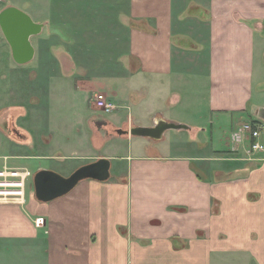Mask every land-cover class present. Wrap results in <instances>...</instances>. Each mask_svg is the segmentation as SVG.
Here are the masks:
<instances>
[{
    "label": "crops",
    "instance_id": "0c3cea01",
    "mask_svg": "<svg viewBox=\"0 0 264 264\" xmlns=\"http://www.w3.org/2000/svg\"><path fill=\"white\" fill-rule=\"evenodd\" d=\"M103 1L121 4L125 50L84 83L115 109L85 117L74 145L55 143L52 121L2 131L0 264H264V132L244 128L264 121V0ZM215 116L230 118L222 150L206 135ZM164 122L186 128L129 133ZM101 157L109 179L36 199L38 170L68 176Z\"/></svg>",
    "mask_w": 264,
    "mask_h": 264
},
{
    "label": "rangeland",
    "instance_id": "374dc122",
    "mask_svg": "<svg viewBox=\"0 0 264 264\" xmlns=\"http://www.w3.org/2000/svg\"><path fill=\"white\" fill-rule=\"evenodd\" d=\"M11 3L29 9L31 18L42 20L45 28L31 37L35 59L21 66L12 60L0 29V122H8L6 127L0 123V137L3 130L12 132V124L22 133L37 127L39 134H46L45 123L52 121L55 143L70 141L74 145L75 138L82 136L85 117L112 115L96 110L89 99L96 89H102L99 91L112 101L113 95L102 84L88 87L84 80L109 74L119 63L126 36L120 27L121 4L116 9L103 0H0V9ZM90 127L94 129L93 124ZM230 129V118L224 116L218 122L215 116L213 128H207L208 143L214 137L213 148H226Z\"/></svg>",
    "mask_w": 264,
    "mask_h": 264
},
{
    "label": "water",
    "instance_id": "95a60500",
    "mask_svg": "<svg viewBox=\"0 0 264 264\" xmlns=\"http://www.w3.org/2000/svg\"><path fill=\"white\" fill-rule=\"evenodd\" d=\"M42 27V23L34 21L29 14L16 6L8 5L0 10V29L10 46L12 59L17 64L28 63L34 58L35 48L31 37L39 35ZM262 118L264 119V114ZM181 128H186V125L164 122L153 127L135 126L129 133L134 136L157 138L165 129ZM123 132L125 131H117L119 134ZM109 177L110 161L104 157L79 166L68 176L50 169H40L33 175L34 194L37 200L48 202L67 194L83 179L105 181Z\"/></svg>",
    "mask_w": 264,
    "mask_h": 264
},
{
    "label": "built area",
    "instance_id": "2783aa9c",
    "mask_svg": "<svg viewBox=\"0 0 264 264\" xmlns=\"http://www.w3.org/2000/svg\"><path fill=\"white\" fill-rule=\"evenodd\" d=\"M93 104L95 107H97L99 110L110 113L115 109V103L109 99L108 95L102 91H97L93 94L92 97ZM244 128L249 130V133L252 137L257 138L260 133L264 132V121H258L254 122L252 124H245ZM253 150L262 149V145L255 141L251 145ZM36 225H42L43 224V217H37L35 219Z\"/></svg>",
    "mask_w": 264,
    "mask_h": 264
},
{
    "label": "flooded vegetation",
    "instance_id": "af4514ba",
    "mask_svg": "<svg viewBox=\"0 0 264 264\" xmlns=\"http://www.w3.org/2000/svg\"><path fill=\"white\" fill-rule=\"evenodd\" d=\"M4 126L6 127V124H4Z\"/></svg>",
    "mask_w": 264,
    "mask_h": 264
}]
</instances>
